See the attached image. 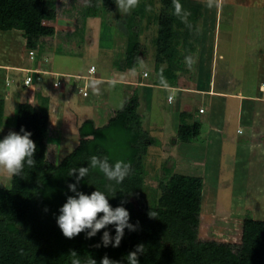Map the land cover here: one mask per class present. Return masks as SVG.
Listing matches in <instances>:
<instances>
[{
  "label": "trees",
  "instance_id": "1",
  "mask_svg": "<svg viewBox=\"0 0 264 264\" xmlns=\"http://www.w3.org/2000/svg\"><path fill=\"white\" fill-rule=\"evenodd\" d=\"M39 1L42 0H0V6H17L26 10L22 28L27 47L34 45L33 35L48 31L49 26L42 23L44 11L38 5ZM89 2L88 15L105 8L98 4V0ZM176 4L190 13L187 22L175 14ZM200 6L193 0H160V7L154 11L152 0H139L136 7L139 14L156 22L154 61L156 66L164 64L168 78H175L177 70L183 69L184 58L191 55L193 41H197L191 30L200 16ZM129 43L135 56H139L138 42L134 39ZM137 105L136 95L125 98L102 127H94L91 119H85L79 125V131L82 136L91 134L92 137L81 140L57 164H52L43 158L47 112L36 109L29 101L17 104L14 131L22 135L23 128L32 134L30 139L36 144V164L30 168L25 163L22 178L14 176L8 186L0 184V264H71V251L77 253L82 264L89 256L96 264H101L105 255L118 264H128V253L141 244L144 253L138 254L139 264H194L198 215L191 188H174L177 179L166 180L159 184L163 192L158 203L149 205L142 200V180L146 170L143 155L151 139L141 126ZM3 114L4 100L0 97V126ZM198 128L199 123L194 122L192 133L196 134ZM186 129L187 124L182 121L178 135L185 138ZM92 155L107 156L111 164L117 160L131 164L130 174L120 184L90 170L77 185V190L86 195L96 190L103 192L113 209L121 206L122 200L127 201L122 206L129 212V223L136 226V230L125 228L119 247L111 244L104 247L101 243L104 231L115 236V225H108L91 238H87L89 230H85L68 239L57 224L59 209L68 196L75 195L68 185L76 183L78 173L69 176L71 170L87 167ZM150 211L155 213L154 218L149 216ZM97 244L101 246L96 247Z\"/></svg>",
  "mask_w": 264,
  "mask_h": 264
},
{
  "label": "rangeland",
  "instance_id": "2",
  "mask_svg": "<svg viewBox=\"0 0 264 264\" xmlns=\"http://www.w3.org/2000/svg\"><path fill=\"white\" fill-rule=\"evenodd\" d=\"M98 1V4H103L105 8L98 9V12L91 15L86 12L87 5L88 7L90 5L89 0L39 1L38 5L44 11L42 21L46 22L43 24L49 27L48 31L33 35L34 39L41 41L45 47V53L48 52V47L53 44L52 37L54 40L57 39L56 45L63 48L62 50L72 49L79 52L83 39L79 41L76 31H81L84 28V15L89 18L96 16L95 20H90L87 17L86 22L88 25L93 22L101 25V30L100 27H95V30L101 31L102 44L106 45L114 41V50L118 52L121 46L125 49V45L135 39L138 42L139 56L136 57L131 49L133 57L143 60L146 52L145 57L148 56L151 59L147 62H139L138 69L142 70L144 66V68L152 67L155 56L153 38L157 31L156 22L152 18L141 16L136 8L128 14H121L115 0ZM193 1L201 5L200 16L195 22V27L191 30L192 35L197 37V41H193L195 50L190 55L195 63L191 69L186 70L184 81H188L189 75L192 73L194 76L192 80L196 82L198 77L195 76L204 75L209 71L210 66L207 65V62L209 57L211 59L212 54L209 56L206 49L212 50L213 48L212 51L216 50L217 54H221L219 52L224 49L226 52L222 53L233 59L231 60L235 69L232 74L235 77L243 75L241 86L232 83L233 89L237 90L241 87L247 88L249 91L256 90L259 81L255 77V61L254 59L252 61V57L260 49L261 54L257 53V57L261 55L259 57L260 76L264 77V47H261L263 46L261 40L264 41V0H222V6L219 9L215 7L209 9L205 5V0ZM152 2L154 11L158 10L160 0H152ZM26 15V10L21 7L0 6V62L10 59L7 57L11 55L8 54V47L12 45L10 42L9 46L5 44L8 40L5 38L4 31L10 29L17 32L22 31V37L25 39L22 27ZM55 32H57L56 35H54ZM68 33L74 34L75 38L69 40L66 37ZM212 37L215 49L213 46L206 45L209 41L211 42ZM12 47L18 59L19 47L17 45ZM62 50L56 55V64L60 61L63 64H73L74 67L78 65L79 70L83 71L90 63H99L98 57L90 52H87L82 58L77 55L70 58L61 56V52L64 53ZM252 52L254 53L252 54ZM13 59L10 62L17 60ZM184 60L186 67V57ZM218 61L222 62V59L218 58ZM3 70L4 68H0V97L5 98L4 96L8 94L7 97L11 98L16 92L19 94L23 89H26L24 97L27 98L31 87L23 88L21 85L20 75L23 72L9 70V74L15 76L16 80L10 76V82L4 85L1 82ZM199 79L206 80L205 77ZM39 81L41 78L34 80L32 84L39 83ZM15 82L22 87H19ZM38 85L34 84L35 87L32 90L36 91L39 88ZM119 89L121 90V88ZM9 101L7 109L4 104L3 123L0 126V135L3 138L9 131L15 130L16 107L12 108V106L16 103V99ZM230 101L231 107L233 102L234 104L238 102V99L228 97V102ZM226 109L228 111L230 108L226 107ZM234 114H236V109L233 108ZM229 121L228 133H232L236 129L235 118L232 116ZM242 128L245 129L244 126ZM227 143L231 144L230 141L224 142L223 151L227 160H223L222 168L217 165L209 167L208 175L205 177H202L205 170L204 161H202L204 158H200L202 155L204 157L205 145L153 146L145 156L146 170L142 180V200L149 205L158 203L159 196L163 192L159 184L162 181L177 179L174 181V183L176 182L174 188L186 186L191 188L195 194L193 201L198 221L193 255L194 264H264V154L259 148H250V146L244 148L243 146L241 150L237 151L240 157L238 155V159L233 161L235 148L238 145L236 143L227 145ZM55 157L57 158L54 155L53 145H48L43 158L53 161ZM249 159H252L253 162L244 165V162ZM0 184L8 186L10 178L0 173Z\"/></svg>",
  "mask_w": 264,
  "mask_h": 264
},
{
  "label": "crops",
  "instance_id": "3",
  "mask_svg": "<svg viewBox=\"0 0 264 264\" xmlns=\"http://www.w3.org/2000/svg\"><path fill=\"white\" fill-rule=\"evenodd\" d=\"M87 17L90 20L96 18V16L95 18ZM87 17L84 15L83 18L85 19V22L83 20L85 30L83 28L81 31H76L79 41L83 39L79 52L72 49L62 50L63 48L56 45L57 39L54 40L52 37L53 44L51 47L48 45V52L45 53V47L40 40L34 39V45L27 47L25 39L22 37V31L17 32L12 29L4 31L5 38L8 40L5 44L9 46L10 42L12 46L17 45L19 52H17V59L13 47H8V54L11 55H8L7 58L10 59L0 62V68H4L1 82L4 85L10 82L9 70L23 72L20 75L21 85L23 88L30 86L31 91L28 92L27 98L24 97L26 89H23L19 94L16 92L11 98L7 97L8 94L4 96L5 98H1L5 99L6 109L10 103L9 100L16 99L12 108L16 107L17 109V104L20 101H29L36 109H44L47 112L44 122L46 128L44 152L46 155L47 146L53 145L54 155L57 158L55 157L53 161L45 160L57 164L81 140L92 137L91 134L82 136L79 131V125L85 119H91L94 127L104 126L114 115L116 109L122 105L124 99L132 95L137 96V115L142 128L151 139L147 144V151L143 155L144 159L148 150H152L153 146L205 145L204 157L203 155L200 157L204 158L202 161H204L205 170L202 177H205L208 175L209 167L217 165L222 168L223 160H227L223 151L225 141L238 145L235 148L233 161L238 159L237 151L241 150L243 146L244 148L248 146L259 148L264 154V77L260 76L259 57L261 55L257 57L258 54H261L260 49L257 51L258 54L256 53L252 57V61L253 59L255 61V77L259 81L256 90L249 91L247 88L241 87L236 88L237 90L233 89L232 83L241 86L243 75L235 77L232 74L235 69L233 59L222 53L226 52L224 49L219 52L221 54H217L216 50L213 52V48L212 50L206 49L209 56L212 54L211 59L209 57L207 62V65L210 66L209 71L204 75L195 76L198 77L196 82L192 80L194 77L192 73L189 75L188 81H184L186 70L189 68L187 65L185 67V64L182 70H177L175 78H168L164 64L156 66L155 58H153L152 67L144 68V66L142 70L138 69L139 62L151 60L148 56L145 57L146 52L143 60L136 59L130 51V43L125 45V49L121 46L120 50L115 52L114 41L110 44H102L101 25L95 24V22H89L90 25H88ZM43 23L46 22L43 20ZM95 27H100V30H95ZM56 34L57 32L54 33V35ZM66 37L70 40L75 38V35L68 33ZM261 42H263V46H261L263 48L264 41L261 40ZM206 45L213 46L215 49L213 37L211 42L209 41ZM201 48L199 47L200 50ZM30 49L34 50L32 57L29 56ZM61 50L64 52H61V56L70 58L76 55L82 58L87 52H90L98 57L99 63H90L83 71L79 70L78 65L74 67L73 64H63L60 61L56 64V55ZM194 50L195 47L191 54ZM11 57L17 60L10 62ZM218 58H221L222 62H219ZM16 61L19 62L16 63ZM91 65H94L92 71L89 69ZM145 71L146 75H144ZM27 73L41 75V81L34 83L39 84L36 91L32 90L35 87L34 84L25 85L23 83ZM11 77L16 80L15 76ZM202 77H205L206 80L199 79ZM92 81H95L97 85L98 94L89 87ZM15 84L17 83L15 82ZM17 85L22 87L19 83ZM84 91L86 94H83ZM169 95H171L170 99ZM228 97L237 98L238 102L235 104L233 102L230 107L231 101L228 102ZM199 107L204 110L199 112ZM226 107L230 109L227 111ZM233 108L236 109L234 115ZM232 116L235 118L236 129L232 133H228L229 120L232 119ZM4 120H7L6 117ZM182 121L187 124L185 138L178 135L179 124ZM194 122L199 123V130L196 134L192 133ZM243 126L245 129L242 128ZM246 128L248 129L246 130ZM1 138L3 139L2 135ZM231 144L227 143V145ZM249 162L251 163L253 160L245 161L244 165Z\"/></svg>",
  "mask_w": 264,
  "mask_h": 264
},
{
  "label": "clouds",
  "instance_id": "4",
  "mask_svg": "<svg viewBox=\"0 0 264 264\" xmlns=\"http://www.w3.org/2000/svg\"><path fill=\"white\" fill-rule=\"evenodd\" d=\"M115 3L121 14H128L138 6L139 0H115ZM205 5L209 9L213 7L219 9L222 6V0H205ZM175 14L185 22H187V16L190 15V13L183 11L179 4L175 6ZM188 26L191 27V25ZM194 63L193 58L186 57V64L189 69H191ZM89 87L98 94L95 81H92ZM21 133L23 134L9 131L0 140V173H3L8 178H13L14 176L22 178L21 173L24 170L25 163L30 168L36 164V160L34 159L36 144L30 139L32 134L23 128H21ZM90 170L103 174L110 182L115 181L116 184H120L130 174L132 168L130 162L117 160L114 164H111L107 156L101 158L97 155H92L89 158L87 167L72 169L69 176H74L76 173L78 175L75 176L76 183L69 184L68 188L75 195L68 196L66 203L59 209L60 215L57 217V224L63 235L68 239L74 238L81 232H85V230H89L86 235L87 238H91L108 225H115V236L112 237L108 231H104L101 243L104 247H108L109 244L112 247H119L125 228L130 231L136 230V226L129 223V212L122 206L127 201L122 200L121 206L113 209L103 192L96 190L90 195H86L78 191L77 185L82 178L89 175ZM101 213L103 215L99 216ZM149 216L154 218L155 213L150 211ZM100 246V244L96 245V247ZM143 253L144 245H137L135 250L129 252L126 257L128 264H139L138 254ZM69 255L72 257L71 264H82L81 259L75 251H71ZM84 264H96V261L89 256ZM101 264H118V262L110 260L105 255L101 260Z\"/></svg>",
  "mask_w": 264,
  "mask_h": 264
},
{
  "label": "built area",
  "instance_id": "5",
  "mask_svg": "<svg viewBox=\"0 0 264 264\" xmlns=\"http://www.w3.org/2000/svg\"><path fill=\"white\" fill-rule=\"evenodd\" d=\"M34 55V50L30 49L29 50V56L32 57ZM90 71L94 70V65H91L89 67ZM35 72V71H34ZM146 74V72H144ZM41 75L40 74H33V73H27L23 79L24 84H32V82L35 80H40ZM83 94H86V91L83 92ZM171 98V95H169V99ZM204 109L202 107H199V112H202Z\"/></svg>",
  "mask_w": 264,
  "mask_h": 264
}]
</instances>
